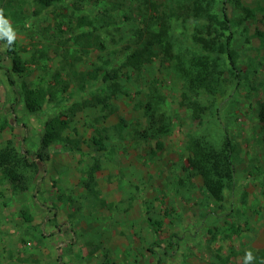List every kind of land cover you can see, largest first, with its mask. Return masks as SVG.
Returning a JSON list of instances; mask_svg holds the SVG:
<instances>
[{
	"label": "rangeland",
	"instance_id": "1",
	"mask_svg": "<svg viewBox=\"0 0 264 264\" xmlns=\"http://www.w3.org/2000/svg\"><path fill=\"white\" fill-rule=\"evenodd\" d=\"M243 2L248 15L231 27L240 78L228 72L225 59L221 93L215 100H199V118L184 97L176 60L165 56L160 46H155L158 56L138 70L120 65V47L134 42L131 30L147 24L155 31L161 22L168 27L172 56L187 60L201 53L192 40L197 23L177 9L175 0H98L86 7L90 16L100 8L118 5L117 14L130 8L128 21L119 15L120 33H114L116 41L108 43V52L79 48L74 56L80 60L73 66L78 78L97 74L100 67L118 68L126 95L111 100L116 112L105 120L101 106L85 108L72 119L64 135L79 140L82 156L57 142L50 160L37 164L28 189L15 195L0 174V264L5 257L21 264H245L247 252L254 257L264 250V0ZM222 7L231 20H238V11L223 0H214L213 13L222 19ZM39 10L34 0H0V27L11 28L15 49L27 62L21 77L10 73L20 92L23 84L53 86L56 73L66 76L62 67L67 63L54 51L57 41L51 36L60 18L46 10L37 14ZM5 31H0V54L6 50ZM9 69L10 60L2 61L0 55V126L6 124L0 129V147L10 140L18 152L33 153L47 116L28 113L22 96L15 101L6 79ZM99 84V78L87 80L83 91L72 85L67 92L75 101ZM155 95L162 97L161 108L173 123L168 133L144 139L139 134L145 128L140 105ZM120 118L124 123L119 137L112 127ZM101 128L110 131L105 152L91 142L94 130ZM204 131L226 134L234 147L235 182L221 203L200 189L198 177L188 181L183 171L187 140ZM94 159L100 164L98 200L80 185ZM35 184L40 187L37 193ZM21 210L32 221H25ZM155 221L161 224L157 236ZM15 230L22 232L21 238L16 239ZM13 243L19 248L17 256L11 251Z\"/></svg>",
	"mask_w": 264,
	"mask_h": 264
},
{
	"label": "trees",
	"instance_id": "2",
	"mask_svg": "<svg viewBox=\"0 0 264 264\" xmlns=\"http://www.w3.org/2000/svg\"><path fill=\"white\" fill-rule=\"evenodd\" d=\"M97 1L34 0L40 9L37 14L46 10L51 11L54 18H60L55 24L56 32L51 33V36L57 41L54 51L67 63L62 67L66 71V76L63 78L59 72L56 73L53 77V86L41 83H35L32 86L23 84L21 92L17 90L16 83L10 73L21 77L26 73L27 62L21 58L15 49V41L9 43L7 36H4L6 50L0 55L2 61L10 60V69L6 70V79L15 96V101L22 96L24 107L28 113H44L47 116L35 152L32 153L27 149L18 152L10 140L4 142L0 147V174L14 195L28 189L29 179L32 177L31 174L37 170V164L42 166L50 160V150L57 142H61L65 151L78 153L82 156L79 140H71L64 135L70 129V123L78 112L85 108L101 106L106 111L105 116H101V120H105L106 116L116 112L111 100L118 94L126 95L121 91L118 68L100 67L97 74L87 72L82 74L80 78L73 71V66L80 60L79 57L74 56L79 48H94L98 52L107 53L108 43L116 41L114 33H120L119 15L128 21L127 11L130 8L122 9L121 13L117 14L120 11L118 5L111 9L100 8L98 9L99 13L90 16L85 11L86 7L92 4L96 5ZM175 1L177 9L183 12L185 17L191 18L197 23L192 40L199 46L200 54H193L187 60L172 56L173 43L169 37L167 38L168 27L163 22H161L158 31L153 30L149 24L144 25L143 28L132 29L133 44L122 45L119 52L115 50L113 53H119L122 67L138 70L151 63L158 56L155 46H160L165 56L176 60L174 68L181 79L184 97L192 102L193 110L196 111L195 117L199 118V113L202 110L199 100H215L221 93L225 81L223 68L225 59L229 64L228 72L234 77L240 78V71L235 64L236 54L231 48V27L236 23H241L247 17L248 7L243 0H223V5H232L240 15L238 20L233 21L228 17L225 7H222V19L213 13L214 0ZM3 20H5V16H3ZM202 21L204 22L201 23ZM18 23L23 24L22 21ZM64 24H66V28L62 30ZM7 28L8 25L5 24L0 27V31H5ZM223 32H227V34L225 35ZM121 41L122 38H119L118 42ZM67 58L73 60L68 62ZM72 74L73 77H71ZM98 78L100 84L90 90L91 92H87L85 97L75 101L71 99L72 94L67 91L72 85L76 90L83 91L87 80L96 81ZM41 81L44 82L43 79ZM162 101V97L155 95L140 105L143 109L142 116L145 128L139 134L144 139H155L168 133L173 123L172 119L161 108ZM47 109L48 112H45ZM260 119L264 123L263 110H261ZM121 122L124 123L120 118V124L112 127L113 131L116 130V133L119 134V137L122 132ZM5 125L0 126V129H3ZM109 132L108 128L94 130L91 142L98 151H107L106 141L110 140ZM158 147L161 145L159 144ZM186 149L188 156L183 168L186 179L192 181L193 178L198 177L200 189L215 202L221 203L224 198V191L232 188L235 182L234 147L231 140L226 134L219 136L215 132L212 134L204 131L200 134L191 135L187 140ZM99 171L100 164L98 160L94 159L85 179L80 182V185L89 192V195L97 200L99 193L95 187ZM35 185L34 193H37L40 187L39 184ZM34 195L36 196V194ZM100 204L104 205L105 203L101 201ZM20 213L25 221H32V216L26 210H21ZM47 220L52 219L47 218ZM152 227L157 236L161 228L160 222L155 221ZM55 228L57 229L59 226L56 225ZM263 261L264 250L256 251L252 264H262Z\"/></svg>",
	"mask_w": 264,
	"mask_h": 264
},
{
	"label": "crops",
	"instance_id": "3",
	"mask_svg": "<svg viewBox=\"0 0 264 264\" xmlns=\"http://www.w3.org/2000/svg\"><path fill=\"white\" fill-rule=\"evenodd\" d=\"M13 233H14V231H12ZM12 233V234H13ZM22 232L20 231V230H15V234H14V236H16V239L18 238V237H20L21 238V234ZM11 251H12V253L15 255V256H17V253L19 252V248H18V246H16L14 243H13V247H12V249H11ZM2 264H21V261H19L18 259L16 260L15 258H13V260H11V261H8L7 262V259H6V257L5 258H3L2 259ZM42 264H44V263H42Z\"/></svg>",
	"mask_w": 264,
	"mask_h": 264
},
{
	"label": "clouds",
	"instance_id": "4",
	"mask_svg": "<svg viewBox=\"0 0 264 264\" xmlns=\"http://www.w3.org/2000/svg\"><path fill=\"white\" fill-rule=\"evenodd\" d=\"M4 34L7 36V39H8L9 43H11L14 40V38H15V35L12 32L10 27L5 31ZM244 259H245V264H251V262L254 260V257H253L251 252H247L245 254V258Z\"/></svg>",
	"mask_w": 264,
	"mask_h": 264
}]
</instances>
